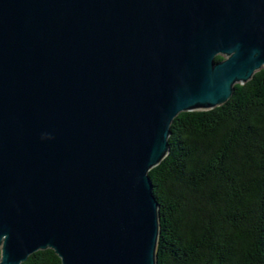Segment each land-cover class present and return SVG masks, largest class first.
Here are the masks:
<instances>
[{"label":"water","instance_id":"water-1","mask_svg":"<svg viewBox=\"0 0 264 264\" xmlns=\"http://www.w3.org/2000/svg\"><path fill=\"white\" fill-rule=\"evenodd\" d=\"M263 66L264 0H0V264H155L170 122Z\"/></svg>","mask_w":264,"mask_h":264},{"label":"trees","instance_id":"trees-1","mask_svg":"<svg viewBox=\"0 0 264 264\" xmlns=\"http://www.w3.org/2000/svg\"><path fill=\"white\" fill-rule=\"evenodd\" d=\"M168 134L166 155L147 172L155 264H264V69L220 106L178 113ZM20 264L60 261L45 249Z\"/></svg>","mask_w":264,"mask_h":264},{"label":"flooded vegetation","instance_id":"flooded-vegetation-1","mask_svg":"<svg viewBox=\"0 0 264 264\" xmlns=\"http://www.w3.org/2000/svg\"><path fill=\"white\" fill-rule=\"evenodd\" d=\"M217 56H218V62L221 61V60H223V58H224V57L221 56V55H217Z\"/></svg>","mask_w":264,"mask_h":264},{"label":"rangeland","instance_id":"rangeland-1","mask_svg":"<svg viewBox=\"0 0 264 264\" xmlns=\"http://www.w3.org/2000/svg\"><path fill=\"white\" fill-rule=\"evenodd\" d=\"M261 68H263V69H264V66H263V67H261Z\"/></svg>","mask_w":264,"mask_h":264}]
</instances>
